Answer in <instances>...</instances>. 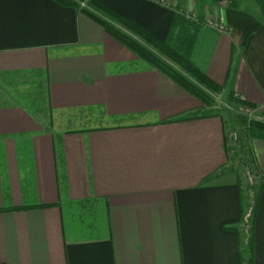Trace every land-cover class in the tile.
I'll list each match as a JSON object with an SVG mask.
<instances>
[{"label": "crops", "instance_id": "1", "mask_svg": "<svg viewBox=\"0 0 264 264\" xmlns=\"http://www.w3.org/2000/svg\"><path fill=\"white\" fill-rule=\"evenodd\" d=\"M95 1L264 105V0ZM234 124L74 7L0 0V264H264V131L236 164Z\"/></svg>", "mask_w": 264, "mask_h": 264}, {"label": "trees", "instance_id": "2", "mask_svg": "<svg viewBox=\"0 0 264 264\" xmlns=\"http://www.w3.org/2000/svg\"><path fill=\"white\" fill-rule=\"evenodd\" d=\"M55 1L64 6L74 7L75 9L90 16L92 19L100 23L105 28V30L115 39L127 46L129 49L151 63L156 68L168 74L173 80L182 85L187 91L198 97L204 104H211L208 95L191 80L170 67L164 60L160 58V56L157 55L155 51H153V49L171 59L172 62L180 67L188 76L195 79L200 84L216 92L221 90V87L213 82L207 75L202 74L175 50L164 44L143 27L139 26L129 19L121 17L120 15L116 14L97 1L87 0L86 3H83V1H80L78 3L74 0ZM246 106L252 107L250 105ZM244 123L247 127L248 133L252 132V130L254 129H260L264 131L263 123L247 119L244 120ZM260 187L261 186L256 187V185L254 184L255 190L258 191ZM255 209L256 200L254 202V205L251 207V212L248 214L246 213V216L248 215V218L254 216ZM242 212H245L244 207Z\"/></svg>", "mask_w": 264, "mask_h": 264}, {"label": "rangeland", "instance_id": "3", "mask_svg": "<svg viewBox=\"0 0 264 264\" xmlns=\"http://www.w3.org/2000/svg\"><path fill=\"white\" fill-rule=\"evenodd\" d=\"M75 2H82L83 3L87 0H74ZM164 2H168L171 6L176 5L177 3L174 2V0H163ZM157 53L158 56L162 60H164L170 67L175 69L177 72L181 73L183 76L191 80L193 83H195L202 91H204L208 97L210 98L211 104L213 106V109L215 111L223 112L228 119L234 121V128H232V135L231 139H229V144L233 147V157L235 159L236 164H242L240 162V158L246 159L245 152H246V143L249 139L248 133L246 129L243 126V121L245 119H250L248 116H246L238 107L237 104H232L228 101H225L222 96H220L221 90L216 92L213 91L204 85L197 82L195 79L188 76L180 67H178L175 63L172 62L171 59L167 58L165 55H162L160 52H157V50L153 49ZM253 117V116H251ZM264 124V122H263ZM230 138V137H229ZM245 161V160H244ZM246 179V177H243ZM257 193L255 190H252L250 187L247 186V192L244 195V210L245 212L250 213L251 207L254 205V202L256 200ZM250 216V214H249Z\"/></svg>", "mask_w": 264, "mask_h": 264}, {"label": "built area", "instance_id": "4", "mask_svg": "<svg viewBox=\"0 0 264 264\" xmlns=\"http://www.w3.org/2000/svg\"><path fill=\"white\" fill-rule=\"evenodd\" d=\"M160 1V0H159ZM210 25L212 27H215L221 31H226V27L223 25H220L219 23L215 22V21H211ZM240 110L246 115L248 116L250 119L249 120H255V121H261L264 122V105L261 106L258 109H253V107H242L240 108ZM253 116V117H251Z\"/></svg>", "mask_w": 264, "mask_h": 264}, {"label": "water", "instance_id": "5", "mask_svg": "<svg viewBox=\"0 0 264 264\" xmlns=\"http://www.w3.org/2000/svg\"><path fill=\"white\" fill-rule=\"evenodd\" d=\"M246 176H247L251 186L253 187V180H252L251 172L247 171Z\"/></svg>", "mask_w": 264, "mask_h": 264}]
</instances>
